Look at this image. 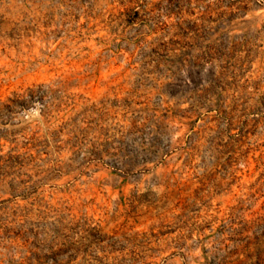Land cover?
I'll return each instance as SVG.
<instances>
[{
	"label": "rangeland",
	"instance_id": "374dc122",
	"mask_svg": "<svg viewBox=\"0 0 264 264\" xmlns=\"http://www.w3.org/2000/svg\"><path fill=\"white\" fill-rule=\"evenodd\" d=\"M0 264H264V0H0Z\"/></svg>",
	"mask_w": 264,
	"mask_h": 264
}]
</instances>
